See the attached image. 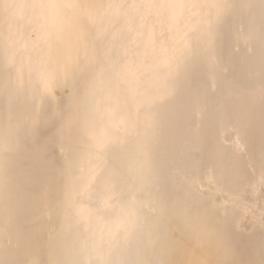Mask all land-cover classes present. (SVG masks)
I'll return each mask as SVG.
<instances>
[{
    "label": "bare ground",
    "instance_id": "bare-ground-1",
    "mask_svg": "<svg viewBox=\"0 0 264 264\" xmlns=\"http://www.w3.org/2000/svg\"><path fill=\"white\" fill-rule=\"evenodd\" d=\"M144 2L0 7V51L11 72L9 90L0 87V165L11 177L0 219L6 208L14 212L0 234V264H264V9L237 0L217 24L215 0H152L200 5L182 12L71 6ZM210 23L215 41L205 49L199 39ZM189 41L187 73L165 100L170 66ZM69 56L97 110L94 132L119 138L103 169L89 168L70 89L58 87L42 102L37 91V69L59 73ZM66 159L72 175L60 181L59 195L72 201L70 217L46 194ZM108 170L117 173L111 193ZM185 175L197 176L203 190H189ZM152 192L166 201L163 214L147 205Z\"/></svg>",
    "mask_w": 264,
    "mask_h": 264
},
{
    "label": "snow or ice",
    "instance_id": "snow-or-ice-1",
    "mask_svg": "<svg viewBox=\"0 0 264 264\" xmlns=\"http://www.w3.org/2000/svg\"><path fill=\"white\" fill-rule=\"evenodd\" d=\"M7 0H0V7L5 6ZM239 3L245 7H252L255 3H259L260 7L264 9V0H239ZM72 7H106V8H134V9H153V8H170L183 11L184 8H198V3H175V2H144V3H133V4H108V5H71ZM213 8L217 9L215 20L213 23H219L224 13L231 11L237 6V0H215L211 3ZM211 24L207 31L206 39H199V43L205 48L210 49L215 41V33L211 30ZM192 42H186L181 52L180 57L170 66V75L172 76L173 82L167 86L166 93L162 97L167 100L168 98L176 94L179 81L187 73L189 62L192 60ZM75 63V57L69 56L67 62L64 64L62 71L59 73H51L47 70L46 66H41L37 69V91L41 93L40 99L43 101L44 97L54 100V91L56 88H69V98L71 106L75 109V115L82 121L83 134L88 138V151L86 153L87 161L90 170L97 168L103 169L104 161L107 158L110 148L113 145L119 143V138L109 136L107 133L97 134L94 132L93 119L96 115V107L91 102L90 94L87 91L81 92L77 86L74 73L73 65ZM11 72H10V58L6 50L0 51V87L7 92L11 84ZM59 113H54L58 115ZM72 120L65 122L64 127H71ZM148 128L153 136L158 133V125L151 123ZM36 125L33 122L31 127V135L35 136ZM59 134V130H58ZM13 135V130L5 128L3 136L5 138ZM19 146H22L17 140ZM63 151V145H61ZM0 168L4 169L3 174H0V204L5 205L10 195L11 190V177L5 175V165H0ZM72 162L65 160V163L57 170L56 176L50 185V191L46 194L52 197L53 210L63 207L65 215L70 217L72 214L73 203L71 200H63L59 195L60 181L65 178H71L72 175ZM117 176L115 170H108L105 173V186L109 193H111L114 187V180ZM213 178H210L209 182H212ZM182 183H184L189 190L199 189L203 190L204 185L202 181L197 179V176H182ZM154 183V182H153ZM147 205L151 207V210L163 214L167 208L166 201L161 197L158 192L150 193L149 199L146 201ZM14 219V212L10 208H6L3 212V217L0 219V234H3L7 227L11 224ZM29 264H41L39 260L29 261ZM83 264H115V262H109L105 260L96 261H84Z\"/></svg>",
    "mask_w": 264,
    "mask_h": 264
}]
</instances>
